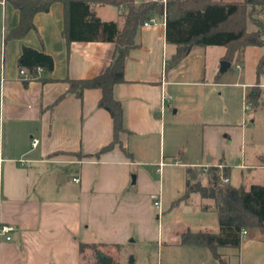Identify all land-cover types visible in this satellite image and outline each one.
<instances>
[{"label": "crops", "instance_id": "1", "mask_svg": "<svg viewBox=\"0 0 264 264\" xmlns=\"http://www.w3.org/2000/svg\"><path fill=\"white\" fill-rule=\"evenodd\" d=\"M93 8L101 21L123 27L122 9ZM260 17L264 22V12ZM152 19L139 29L137 47L126 57L125 82L114 89L128 132L121 133V146L96 156L113 141V119L100 105L101 89H86L79 97L70 81L104 74L117 45L69 43L61 2L35 15L36 30L9 38L20 12L0 0V224L16 228L13 241L0 242V264H82V244L116 247L134 236L145 238L157 201L162 210L161 183L151 170L158 164L182 169L185 191L184 169L195 182L205 179V166L228 169L236 188L264 186V109L245 110L254 87L264 99V73L257 74L264 56L257 49L264 48L247 47L227 62L226 47L196 46L172 65L177 47L167 41L166 17ZM258 30L248 24L249 32ZM24 47L51 56L54 70L25 81ZM249 58L255 67L248 71ZM33 138L40 140L36 148ZM211 202L208 211L201 202L210 227L191 232H220ZM247 231L239 248H219V259L212 252L207 261L201 255L199 264H264V234Z\"/></svg>", "mask_w": 264, "mask_h": 264}, {"label": "trees", "instance_id": "2", "mask_svg": "<svg viewBox=\"0 0 264 264\" xmlns=\"http://www.w3.org/2000/svg\"><path fill=\"white\" fill-rule=\"evenodd\" d=\"M20 12V24L12 30L9 38H23L36 30L34 17L47 13L56 2L64 4L67 12L65 37L74 42H112L118 47L115 60L104 74L92 79L70 81L71 91L82 97L86 89H101L100 101L114 122L113 141L96 156L120 145L121 133L128 132L121 102L116 99V85L125 82V61L128 53L137 47L136 37L145 22L156 15L166 17V38L177 50L171 64L181 62L196 46H224L227 48L224 60L231 62L238 52L247 47L264 48V23L255 19V14L264 12V0H6ZM113 6L123 10V27L118 22L101 21L93 7ZM255 23L261 28L248 31V24ZM20 67L28 72L30 80L39 79L38 69L52 72L55 64L51 56L44 52L24 47ZM264 73V56L261 58L257 74ZM27 81V82H28ZM247 103L255 109H264L263 92L254 87L247 96ZM128 153V152H127ZM129 154V153H128ZM81 156V154H75ZM91 157V156H85ZM264 163V161H263ZM222 177L229 178L228 169L210 167L205 179L187 183L185 199L199 194L203 200H210L218 215L220 232H186L182 235L183 246L206 248L219 259V248H239L243 229H258L264 234V186L253 185L250 190L224 183ZM212 207L204 204V211ZM103 244H82L81 253L87 248ZM223 262V261H222ZM114 264V260H113ZM117 264V263H115ZM224 264V263H223Z\"/></svg>", "mask_w": 264, "mask_h": 264}, {"label": "rangeland", "instance_id": "3", "mask_svg": "<svg viewBox=\"0 0 264 264\" xmlns=\"http://www.w3.org/2000/svg\"><path fill=\"white\" fill-rule=\"evenodd\" d=\"M260 15L255 14V19L264 23ZM255 25L261 29L259 25ZM257 50L264 51L260 48ZM253 67H255L253 60L249 58L246 69L253 70ZM157 156L158 152L155 154V157ZM157 161L159 163V160ZM160 166L161 164H158V167L154 166L151 170L155 179L161 183L162 191L159 198L162 200V210L155 208L154 221L148 224L146 237L134 236V241L122 246L87 248L82 264H101L100 254L112 258L114 264H199L201 255L205 261L212 258L211 251L206 248L193 253L190 251L191 247L181 244L184 233L196 231L198 227H210L211 220H207L206 213L201 210V202L209 204L210 201L203 200L199 194L192 195L187 201L185 186L184 184L180 186L182 169ZM157 168L161 170L157 171ZM184 172L188 180L193 178V174H188L187 169H184ZM233 183V185L238 183L236 178Z\"/></svg>", "mask_w": 264, "mask_h": 264}, {"label": "built area", "instance_id": "4", "mask_svg": "<svg viewBox=\"0 0 264 264\" xmlns=\"http://www.w3.org/2000/svg\"><path fill=\"white\" fill-rule=\"evenodd\" d=\"M154 22L153 19L149 20L148 22H146L144 25L145 26H149L151 25L152 23ZM239 68H241L239 66ZM38 72H42V69H38ZM20 74L22 76V78L25 80V81H28L30 80V75L28 74V72L24 69H21L20 71ZM245 110L249 111L250 110V105L246 102L245 104ZM40 144V140L38 138H33L32 140V146L33 148H36L38 147ZM175 164H179V162H175ZM210 168V166H205L203 168V173H202V177L206 178L207 177V170ZM74 181H79V179H74ZM222 181L224 183H230V179L228 177H222ZM156 207L157 209H161V203L160 201H157L156 202ZM16 232V228L15 226H12V225H7V224H0V242L2 241H13L14 240V233ZM243 235H247L248 234V231L247 229H243L242 231Z\"/></svg>", "mask_w": 264, "mask_h": 264}, {"label": "water", "instance_id": "5", "mask_svg": "<svg viewBox=\"0 0 264 264\" xmlns=\"http://www.w3.org/2000/svg\"><path fill=\"white\" fill-rule=\"evenodd\" d=\"M193 178H196V176L193 175ZM99 260L101 264H113V259L104 254L99 255Z\"/></svg>", "mask_w": 264, "mask_h": 264}]
</instances>
